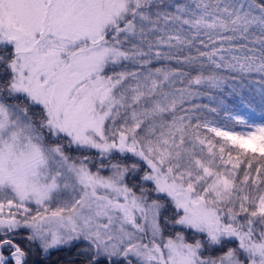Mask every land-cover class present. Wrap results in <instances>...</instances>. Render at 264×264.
Segmentation results:
<instances>
[{
    "label": "snow or ice",
    "instance_id": "6c2138e0",
    "mask_svg": "<svg viewBox=\"0 0 264 264\" xmlns=\"http://www.w3.org/2000/svg\"><path fill=\"white\" fill-rule=\"evenodd\" d=\"M0 264H264V0H0Z\"/></svg>",
    "mask_w": 264,
    "mask_h": 264
},
{
    "label": "trees",
    "instance_id": "16d2710c",
    "mask_svg": "<svg viewBox=\"0 0 264 264\" xmlns=\"http://www.w3.org/2000/svg\"><path fill=\"white\" fill-rule=\"evenodd\" d=\"M235 100H238V98H235V97H230V98H229V101H230V102L235 101ZM196 102H197V103H205V104H207V103H209V100H208L207 97H204V98H202L201 100H198V101H196ZM256 115H257V117L259 116V109H257ZM257 122H259V120H257ZM56 256H57V254H56V253H53V257H52V258L55 259Z\"/></svg>",
    "mask_w": 264,
    "mask_h": 264
}]
</instances>
